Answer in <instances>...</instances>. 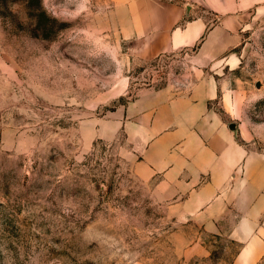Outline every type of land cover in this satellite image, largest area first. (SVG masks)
<instances>
[{
    "label": "rangeland",
    "instance_id": "rangeland-1",
    "mask_svg": "<svg viewBox=\"0 0 264 264\" xmlns=\"http://www.w3.org/2000/svg\"><path fill=\"white\" fill-rule=\"evenodd\" d=\"M136 1L0 0V264H233L242 249L172 212L178 186L161 197L139 176L138 129L214 76L230 98L210 107L245 154L237 186L264 193V0H148L227 18L239 44L224 70L198 67L196 47L141 55L124 35Z\"/></svg>",
    "mask_w": 264,
    "mask_h": 264
},
{
    "label": "crops",
    "instance_id": "crops-1",
    "mask_svg": "<svg viewBox=\"0 0 264 264\" xmlns=\"http://www.w3.org/2000/svg\"><path fill=\"white\" fill-rule=\"evenodd\" d=\"M130 10L124 35L140 40L138 51L145 57L196 47L192 61L198 67L222 65L223 70L236 59L239 36L227 18L209 26L206 17L191 16L193 8L148 0H137ZM214 12L220 13L219 7ZM226 90L214 76L203 77L188 93L170 97L142 114L139 135L149 139L138 152L142 160L136 163V171L144 180L160 178L157 188L169 193L161 197L172 196V185L184 191L170 203L172 212L195 215L208 232L222 227V233L228 229L230 237L243 242L233 264H262L264 193L243 192L237 186L244 150L210 107L219 99L228 111ZM228 187L234 189L227 192ZM232 218V226H227Z\"/></svg>",
    "mask_w": 264,
    "mask_h": 264
}]
</instances>
